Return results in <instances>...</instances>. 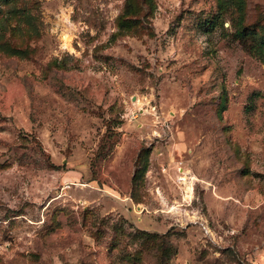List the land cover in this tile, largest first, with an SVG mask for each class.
<instances>
[{
    "label": "rangeland",
    "instance_id": "obj_1",
    "mask_svg": "<svg viewBox=\"0 0 264 264\" xmlns=\"http://www.w3.org/2000/svg\"><path fill=\"white\" fill-rule=\"evenodd\" d=\"M0 264H264V0H0Z\"/></svg>",
    "mask_w": 264,
    "mask_h": 264
},
{
    "label": "trees",
    "instance_id": "obj_2",
    "mask_svg": "<svg viewBox=\"0 0 264 264\" xmlns=\"http://www.w3.org/2000/svg\"><path fill=\"white\" fill-rule=\"evenodd\" d=\"M239 35H244L243 33H240Z\"/></svg>",
    "mask_w": 264,
    "mask_h": 264
}]
</instances>
